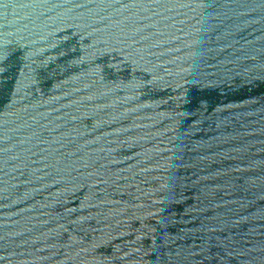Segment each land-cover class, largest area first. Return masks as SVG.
Returning <instances> with one entry per match:
<instances>
[{
  "label": "water",
  "instance_id": "1",
  "mask_svg": "<svg viewBox=\"0 0 264 264\" xmlns=\"http://www.w3.org/2000/svg\"><path fill=\"white\" fill-rule=\"evenodd\" d=\"M0 264H264V0H0Z\"/></svg>",
  "mask_w": 264,
  "mask_h": 264
}]
</instances>
